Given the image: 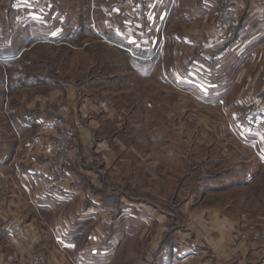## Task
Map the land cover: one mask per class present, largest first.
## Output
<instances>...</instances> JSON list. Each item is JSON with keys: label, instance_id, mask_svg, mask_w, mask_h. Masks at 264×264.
Instances as JSON below:
<instances>
[{"label": "crops", "instance_id": "obj_1", "mask_svg": "<svg viewBox=\"0 0 264 264\" xmlns=\"http://www.w3.org/2000/svg\"><path fill=\"white\" fill-rule=\"evenodd\" d=\"M84 1L72 2L77 16L86 15ZM114 1V5L111 0L106 2L109 15H116V9L111 10L115 6ZM203 1L210 16L216 13L218 5L235 1L240 6L239 19L227 35L220 38L214 35L213 16L206 19L201 27L191 18L187 26L177 18L179 22L172 26L175 30L172 42L159 43L156 57L150 54L148 46L152 45L149 44L141 59L145 62L141 64V70L149 73L150 61L155 59L156 70L167 68L173 78V90L204 96L209 106L227 112L231 119L237 118L232 120L233 127L237 129L246 112L249 114L258 105H264V0ZM69 2L0 0V264H37L34 262L38 256L44 257V264H76L68 261L62 244L75 240L78 247L69 252L75 259L79 254L88 253L92 246L87 249L83 239H90L89 243L100 239V231L95 227L89 230V225L110 222L119 203L117 192L125 190L122 184L129 182L132 156L128 147L119 140L116 131L108 135L104 128L106 125L110 127L111 122L114 130L116 128L111 104L106 110L104 102L91 104L87 97L78 105L69 96L68 88L64 91L54 88L47 81V63L52 57L43 58L37 54L47 47L43 45L47 42H5V32L10 29L8 23L6 27L3 22L6 15L13 16L11 29L30 30L36 23L31 15H43L49 20L60 16L62 23L71 13ZM195 2L189 0L188 6L181 4V0L176 4L173 2L168 13L166 11L167 19L162 31L170 29H166L167 20L173 14L194 17ZM97 3L98 0H92L90 9L97 11ZM113 24L117 30V22ZM109 25L111 29V22ZM146 29L152 31L154 28L147 26ZM185 31L188 34L181 35ZM164 35L162 33L165 40ZM111 45L118 47L117 44ZM11 47L16 50L6 55ZM124 57L130 62L135 58L130 55ZM38 66L43 69L38 70ZM160 73L162 78L165 77V72ZM38 74L43 81H38ZM57 104L62 106L61 120L53 110ZM69 127L74 130L66 146L71 162L57 178L58 195L49 196L45 187V182L53 178L49 160L59 152V131ZM204 140L211 145L207 153L212 160L252 159L250 152L239 146L237 137L211 135ZM196 142H199L198 137ZM180 153L175 152L174 156L178 159L188 157V154ZM143 158L147 155H138V159ZM162 166V162L157 164L161 173L164 170ZM180 171L176 173L178 189H188L189 185L190 189L206 193L200 202L192 198L193 195L186 198L182 210H186L190 223H210L208 228L211 231L205 236V240L210 242L209 263L264 264L261 202L233 194L250 190L254 184H250L248 177L254 176L257 170L243 164L224 168L223 172L217 169L218 172L193 185L182 181ZM119 176L122 179L117 184ZM215 195L227 197L209 202ZM123 196L119 201L125 206L131 205L126 194ZM202 204H205L204 208L197 209L196 206ZM188 235L183 239L190 237L191 233ZM92 252L99 254L100 248H94ZM199 259L195 255H184L173 264H196Z\"/></svg>", "mask_w": 264, "mask_h": 264}, {"label": "rangeland", "instance_id": "obj_2", "mask_svg": "<svg viewBox=\"0 0 264 264\" xmlns=\"http://www.w3.org/2000/svg\"><path fill=\"white\" fill-rule=\"evenodd\" d=\"M73 1L76 2H69L70 15L66 16L67 19L62 23L60 16H53L49 20L43 15H31L30 18L36 20L33 28L17 31L11 29L13 16L6 15L3 21L10 27L6 28L5 42H47L43 43L47 47H43L37 54L43 58L52 57L51 62L47 63V81H50L54 88L62 91L68 88L69 96H72V100L77 101L78 105L87 97V102L91 104L104 102L106 110L108 104H111V110H114L112 113L116 116V128L114 130L111 122L110 127H104L105 131L108 135L116 131L119 140L124 142L123 145L128 147L129 155L132 156L130 177L127 179L129 182L122 184L125 190L117 192L119 203L116 212L111 216L110 224L101 221L100 225H89V230L95 227L100 231V239L91 240L89 243L90 239L84 238L83 245L87 246V249L91 246L92 248L88 253L79 254L76 259L69 253L75 246L78 247L75 240L70 239L62 244L68 261H74L76 264H173L174 260L177 261L184 255H195L200 258L196 264H210V242L205 240V236L211 231L208 228L210 223H190L187 221L186 210H182L186 198L193 195L192 198L200 202L204 200L206 193L204 190L190 189L189 185L188 189H178L176 173L180 169L182 181L193 185L200 183V179L215 174L217 169L223 172L224 168L241 164L254 168L257 170L254 176H244L248 177V181L254 186L252 185L250 190L233 194L235 197L259 200V209L263 216L264 122H259L257 117L263 114L264 105H258L249 114L246 112L244 121L235 129L232 120L237 118L231 119L227 112L209 106L202 95L173 90V78L167 68L164 71L162 67H159V71L158 68L156 70L155 59L150 61V71L146 74L141 70L145 63L141 59L145 56V49L149 44L152 45L148 46L150 54L156 57L159 43L161 45V42H172L174 22L180 21L187 26L191 18L192 22L201 27L206 19L209 20L213 16L212 21L215 24L220 9L229 4L218 5L216 13L210 16L206 13L208 8L204 1L196 0L194 17L171 13L173 15L167 20L166 27L170 29L163 32L161 28L167 19L166 11L168 13L173 2L176 4L177 0H111L112 5L113 1L115 2L111 10L115 8L116 15H109L107 0H98L97 11L90 9L92 0H85L86 15L83 16L75 14ZM184 1L181 0V4L188 6L189 0ZM114 21L118 24L117 30L113 27ZM147 26L154 29L148 31ZM214 31V35L220 38L216 27ZM162 33H165V40L162 39ZM186 34L188 32H181V35ZM111 43L117 44L118 47L112 46ZM14 50L16 49L11 47L10 53L5 54L10 55ZM125 55L134 56L136 60L134 58L130 62L125 59ZM37 69L41 70L43 67L38 66ZM161 71L165 72L163 78ZM37 79L43 81L40 74ZM175 82L177 83L176 80ZM56 107L53 110L61 120L62 106L57 104ZM105 121L107 124L108 120ZM63 130L74 135L71 127L63 128L59 133ZM211 135L237 137L239 146L248 150L252 159L212 160L207 153L211 145L204 140ZM196 137L199 138L198 143ZM179 151L182 155L188 154V157L178 159L174 153ZM141 154L143 157L146 154L147 158L138 159ZM159 162L164 163L163 173L158 171ZM211 163L213 165H210ZM189 172L192 174H188ZM121 179L122 176H119L117 184H120ZM125 194L131 205L125 206L119 201ZM214 197L210 198L209 202L227 196ZM203 205L205 204L196 207L202 209ZM188 233H191L190 237L183 239L189 236ZM94 248H100V253L93 254ZM44 262V257L38 256L34 263Z\"/></svg>", "mask_w": 264, "mask_h": 264}, {"label": "built area", "instance_id": "obj_3", "mask_svg": "<svg viewBox=\"0 0 264 264\" xmlns=\"http://www.w3.org/2000/svg\"><path fill=\"white\" fill-rule=\"evenodd\" d=\"M231 3L233 5L229 4L222 7L218 13L215 27L216 32L219 36L226 35L228 33L227 31L230 30L231 27H233L240 15V6L234 2ZM257 120L259 122H264V112L257 117ZM58 136L60 139L59 152L56 155H53L49 160L50 166L52 167L53 171V178L45 182L46 191L49 196L58 195L59 181L57 178L60 177L64 169L69 166L71 162V156L66 150V146L73 135L72 133L63 130L58 134Z\"/></svg>", "mask_w": 264, "mask_h": 264}]
</instances>
